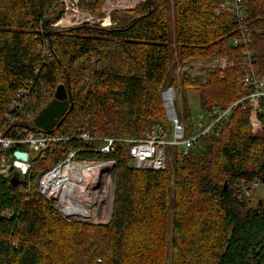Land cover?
<instances>
[{"label":"trees","instance_id":"16d2710c","mask_svg":"<svg viewBox=\"0 0 264 264\" xmlns=\"http://www.w3.org/2000/svg\"><path fill=\"white\" fill-rule=\"evenodd\" d=\"M61 1L0 0V117L30 81L27 109L40 112L61 78L71 85L73 107L50 132L55 136L80 129L102 139H139L152 124L170 130L161 95L172 67L168 0L116 11L110 28L58 29ZM105 1L81 6L101 16ZM225 1L174 0L180 62L229 63L224 72L206 70L203 79L182 76L187 95L178 119L186 139L200 132L189 93L200 96L202 114H222L249 93L241 84L251 73L245 52L252 54V73L264 76V0H244L250 43L242 47L233 46L241 37L235 18L215 13ZM44 47L50 57L42 55ZM169 86L178 89L173 80ZM261 120L262 135L254 136L248 111L232 108L188 154L179 148L173 163L168 147L163 171L134 169L127 145L117 142L99 156L116 163L113 211L105 224L67 222L36 192L38 177L68 151L92 146L57 144L31 162L18 186L0 177V264H264V208H251L244 191L264 182V115Z\"/></svg>","mask_w":264,"mask_h":264},{"label":"built area","instance_id":"2783aa9c","mask_svg":"<svg viewBox=\"0 0 264 264\" xmlns=\"http://www.w3.org/2000/svg\"><path fill=\"white\" fill-rule=\"evenodd\" d=\"M96 0H62L63 14L53 24L58 29H70L79 26L110 28L113 26L112 17L116 11H132L143 0H106L102 7V15L81 5L93 4ZM246 7L244 0H227L216 10V15L229 14L238 23L241 37L233 40L234 47L246 46L250 43L249 30L246 24ZM43 56L50 57L49 50L44 47ZM244 64L251 73H247L241 84L248 88V95L240 99L232 108L242 106L249 113V124L253 131L262 132L261 104L264 102V76L252 73V54L244 53ZM198 69L220 70L228 69L229 63L224 59L211 61L200 60ZM185 67L178 73L186 72ZM200 72V70L198 71ZM38 73V71H36ZM34 82L30 81L11 98L9 111L0 117V177L12 178L15 173L21 174V179L31 170V162L43 160L50 150L57 144L66 141H84L90 147L70 150L65 158L47 172L42 173L36 182L35 190L53 203L62 219L67 222L80 221L84 223L105 224L110 220L113 211L115 190L114 173L116 163L113 160L99 159V156L109 155L117 142L128 147L132 158L131 166L136 170L163 171L167 167V148L177 146L180 152L188 154L199 142L201 137L209 136L214 125L232 110L226 112H211L202 114L197 119L198 136L185 138V128L180 123L175 109L177 92L175 88L167 86L162 91V98L166 106V113L171 129L161 124H152L139 139H102L96 134L82 132L75 129L68 136L58 137L50 132L30 130L39 112L27 109ZM217 118L213 123L210 120ZM16 146H26L28 151L15 150ZM27 153L28 161L16 159V153ZM84 154L96 156L90 159ZM260 180L252 184L257 186ZM246 194H249L248 190ZM11 216V213H7Z\"/></svg>","mask_w":264,"mask_h":264},{"label":"rangeland","instance_id":"374dc122","mask_svg":"<svg viewBox=\"0 0 264 264\" xmlns=\"http://www.w3.org/2000/svg\"><path fill=\"white\" fill-rule=\"evenodd\" d=\"M168 23H169V40H170L169 45L171 48L172 67H171V72L169 74L166 85H170L172 80L177 82V84H178V89L175 88V90L177 92V100L175 102V109L173 110V112H174V114L176 113V115L178 116L179 119H182V117L184 116V111H185L184 110L185 109V102H186L185 101V98H186L185 95H187V93L184 94V92H182V88H181L182 83H183L182 82V76H184L185 73L183 72V73L179 74L178 70L180 68L185 67V69H187L186 73H190L193 77L203 79L204 74H205V72H204L205 69L203 67L198 69L196 66L190 69L191 64L196 65L197 61L190 62V64H189L190 66L189 65H183L180 62L179 46L177 45L176 40H175V32L176 31H175V22H174V0H168ZM199 70H200V72H198ZM58 85H64L67 88L68 84L66 81H64L63 79L60 78ZM58 85H57V87H58ZM57 87H56V90H57ZM165 87H167V86H165ZM56 90L54 92V95L56 93ZM71 91H72V88H71ZM54 95H53V98L51 99V101L54 99ZM162 100H163V98H162ZM51 101H49L48 104ZM187 101L189 102V105H190L189 107L192 111V116H193L194 120L197 121L198 117L201 116V109H200L201 99H200V96L192 91L191 93L188 94ZM164 104L165 103L163 100V105ZM164 108L166 110L165 105H164ZM251 134L254 136H261L262 132H257V131L251 130ZM178 151H179V147H177V146L169 148V152L171 154V161L170 162L173 163L175 155ZM257 184H258L257 186H254L252 184L250 186L248 185V186L244 187V191L246 192L248 190V192H249V194H246V195L250 198V207L254 208V209L264 208V182H260ZM35 186H36V184H35ZM169 260H170V254H169L168 261Z\"/></svg>","mask_w":264,"mask_h":264},{"label":"water","instance_id":"95a60500","mask_svg":"<svg viewBox=\"0 0 264 264\" xmlns=\"http://www.w3.org/2000/svg\"><path fill=\"white\" fill-rule=\"evenodd\" d=\"M147 0H143L146 2ZM67 88L64 85H58L54 99L43 108L34 120V126L30 130H40L43 132H51L55 127H60L64 121V117L73 107L72 91L69 81H67ZM165 105V104H164ZM167 114V113H166ZM261 115L264 112L261 111ZM16 159L21 161H28L27 153H16ZM21 181V174L15 173L11 178L14 186H18ZM226 185V184H225Z\"/></svg>","mask_w":264,"mask_h":264},{"label":"bare ground","instance_id":"6f19581e","mask_svg":"<svg viewBox=\"0 0 264 264\" xmlns=\"http://www.w3.org/2000/svg\"><path fill=\"white\" fill-rule=\"evenodd\" d=\"M190 66V65H189ZM191 72V71H190ZM184 73H186V72H184ZM198 74V73H197Z\"/></svg>","mask_w":264,"mask_h":264},{"label":"crops","instance_id":"0c3cea01","mask_svg":"<svg viewBox=\"0 0 264 264\" xmlns=\"http://www.w3.org/2000/svg\"><path fill=\"white\" fill-rule=\"evenodd\" d=\"M167 86H169V85H167Z\"/></svg>","mask_w":264,"mask_h":264}]
</instances>
